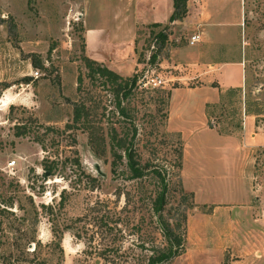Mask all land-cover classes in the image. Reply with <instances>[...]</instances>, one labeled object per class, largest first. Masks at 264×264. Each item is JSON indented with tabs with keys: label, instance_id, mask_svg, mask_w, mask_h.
I'll return each instance as SVG.
<instances>
[{
	"label": "rangeland",
	"instance_id": "rangeland-1",
	"mask_svg": "<svg viewBox=\"0 0 264 264\" xmlns=\"http://www.w3.org/2000/svg\"><path fill=\"white\" fill-rule=\"evenodd\" d=\"M81 1L0 0V97L9 83L15 89L21 81L29 84L24 105L16 97L0 103V264H146L166 244L152 209L157 179L132 178L125 157L112 169L109 134L115 128L130 137L133 127L136 157L165 176L163 216L182 236V252L162 264H233L230 232L244 241L254 227L245 193L264 195V152L256 148L261 136L248 138L264 116V0H242L235 24L211 20L191 0L197 9L177 27L138 28L139 65L122 75L136 76L131 96L121 101L130 117L117 107V84L88 76L79 14L84 9L92 22H101L103 8H82ZM162 28L164 42L156 36ZM193 33L200 41L191 46ZM236 46L239 54L218 55ZM237 55L246 59L244 85L207 102L203 129L187 139L167 125L172 89L202 82L175 81L166 88L137 83L148 67L178 75L189 61ZM80 103L88 108L89 127L73 121ZM251 153L250 180L242 164ZM240 163L237 179L219 177Z\"/></svg>",
	"mask_w": 264,
	"mask_h": 264
},
{
	"label": "crops",
	"instance_id": "crops-1",
	"mask_svg": "<svg viewBox=\"0 0 264 264\" xmlns=\"http://www.w3.org/2000/svg\"><path fill=\"white\" fill-rule=\"evenodd\" d=\"M186 14L180 20L169 22V16L173 10V0H82V8L86 6L103 8V19L101 22H92L86 11L82 9L79 16L83 22V37L86 55L104 64L109 69L120 75H127L126 68L135 70L139 64L135 60L134 48L138 28L153 23H170L177 27L183 23L185 17L190 12L194 13L196 5L191 0H187ZM204 8L206 15L217 23L237 22V15L241 11L242 0H193ZM252 1V0H245ZM239 4V7H238ZM232 8V9H231ZM195 17L199 16L197 14ZM222 46L219 45V48ZM223 48V47H222ZM238 47H232L230 51H220L218 55L228 53L239 54ZM246 59L235 57L226 59L224 56L212 62L202 63L189 61L184 67L183 74H171L176 81L188 83L190 80H200L201 87H177L172 89L167 125L172 130H177L184 138L199 134L203 128L200 124L205 121V104L209 101H219L222 91L240 89L245 83ZM167 62H160L165 66ZM169 72V71H168ZM13 74V70L10 74ZM21 74V77L27 75ZM11 77V76H10ZM9 81V80H7ZM12 80H10L11 82ZM215 81L219 87L211 86L210 82ZM11 83L6 87L4 94L0 97V103L5 99H20L18 103L24 105L22 101L27 93L28 83L22 82L17 89L12 88ZM205 84V85H204ZM205 88V91L203 90ZM13 100L9 104H14ZM248 138H251L249 136ZM187 139V138H186ZM251 140H253L251 138ZM197 143V142H196ZM252 153L250 157L244 158V164L235 166L234 173L223 171L219 177L227 174L229 177L237 179L238 166L244 165L246 178L252 179ZM218 177V176H217ZM231 179V178H230ZM248 209L253 214L252 238L244 237V241L237 233L230 232L228 246L234 259L233 264H264V195L257 190H247L245 193ZM253 203V204H251ZM259 215V217H254ZM258 221V222H257ZM234 231V230H233Z\"/></svg>",
	"mask_w": 264,
	"mask_h": 264
},
{
	"label": "trees",
	"instance_id": "trees-1",
	"mask_svg": "<svg viewBox=\"0 0 264 264\" xmlns=\"http://www.w3.org/2000/svg\"><path fill=\"white\" fill-rule=\"evenodd\" d=\"M186 4L187 0H173V10L171 15L169 16V22H173L175 20L182 19L186 14ZM154 26L161 25L160 23H153ZM156 36L160 39L161 42H164L167 38V34L164 32L163 28L156 33ZM156 54L151 55V59H155ZM84 65L88 70V76L93 79L96 74L100 77H104L106 81L117 84V88L115 89L118 102L117 107L119 109L120 114L128 116V108L125 105H121L122 100H128L132 94L133 88L136 86V76H122L113 70L106 67L104 64L99 63L88 56L84 55ZM78 87L80 86L81 76L79 75L77 78ZM119 93H121V97H119ZM121 98V99H120ZM88 108L84 105V103H80L76 105L74 108V116L73 121L82 122V124L86 127L89 124L88 119ZM131 120V119H130ZM89 127V126H87ZM136 134V129L133 127L132 133L130 137H128V133H124L119 135L115 128H112V132L109 134V146L110 151L113 155V160L111 162L112 169L115 171L116 161H121L123 157L126 158V165L129 170V175L132 178H143L146 175H151L155 177L158 182V190L152 200V209L157 214L158 222L160 224V228L162 230L164 239L166 244L158 249L156 252H153L148 256L146 264H162L172 260L174 257L179 255L182 252V236L177 233L173 226H171L170 222L166 220L163 216L164 206L166 204V194L168 190L167 182L165 180V176L161 173L159 168L150 166L148 162L141 164L138 160L137 152L133 147V138ZM16 135H20L19 132H16ZM50 172L52 170V166H46Z\"/></svg>",
	"mask_w": 264,
	"mask_h": 264
},
{
	"label": "built area",
	"instance_id": "built-area-1",
	"mask_svg": "<svg viewBox=\"0 0 264 264\" xmlns=\"http://www.w3.org/2000/svg\"><path fill=\"white\" fill-rule=\"evenodd\" d=\"M200 41V34L198 33H193L192 35L189 36L188 38V44L189 45H196L198 42ZM151 59V55L150 57H148V60L146 61V64H149V60ZM148 72H151V74H148ZM171 72H164V74H162V71L160 69H157L155 67H148L144 74H142L137 83L139 84V86H143V87H151V88H166L167 86H171L173 82L176 81V79L173 78V76L171 75ZM40 73L38 70H34L32 72V76L34 78L39 77ZM257 129V133L253 132L251 134V138L255 139L257 134H259L261 136V142H258V144H256V148L260 151V152H264V116L263 118L259 119L258 121V125L256 127ZM15 164V160H9L7 165L8 166H13Z\"/></svg>",
	"mask_w": 264,
	"mask_h": 264
}]
</instances>
